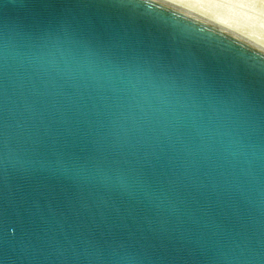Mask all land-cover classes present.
<instances>
[{
    "label": "water",
    "instance_id": "95a60500",
    "mask_svg": "<svg viewBox=\"0 0 264 264\" xmlns=\"http://www.w3.org/2000/svg\"><path fill=\"white\" fill-rule=\"evenodd\" d=\"M30 45L75 50L100 71L81 80L22 64ZM262 77L264 49L162 0L127 16L104 0H0L8 111L34 129L0 148V264H65L64 237L126 247L141 264H215L236 245L258 248ZM137 93L153 106L123 130L111 101Z\"/></svg>",
    "mask_w": 264,
    "mask_h": 264
},
{
    "label": "snow or ice",
    "instance_id": "6c2138e0",
    "mask_svg": "<svg viewBox=\"0 0 264 264\" xmlns=\"http://www.w3.org/2000/svg\"><path fill=\"white\" fill-rule=\"evenodd\" d=\"M104 3L118 15L127 16L133 10L145 9L149 0H104ZM16 55L22 64L38 61L53 65L58 72L75 73L81 80L100 71L98 67L81 63L75 50L68 52L55 46L51 48L46 45L24 46L18 49ZM160 55L162 58L174 57L177 63L182 59L180 53H170L166 49H162ZM57 86L63 89L65 95L73 94L74 85L64 82L59 75ZM131 88L136 89V85H131ZM10 103V86L6 79H0V148H6L15 139L30 137L34 134L33 127L26 123L24 117L13 118V114L8 111ZM152 106V99L147 95L141 96L139 93L124 99L116 98L110 104L111 108L117 110L115 114L119 120V127L123 130L134 128ZM7 228V220L0 218V239L7 235ZM38 243L43 251H47L50 247L47 240H41ZM59 243L67 254L65 264H141L137 253L131 252L126 247H113L100 240L83 249L68 237L60 239ZM215 264H264V232L261 234L258 248L255 246L241 248L240 245H236L232 249L221 252Z\"/></svg>",
    "mask_w": 264,
    "mask_h": 264
},
{
    "label": "rangeland",
    "instance_id": "374dc122",
    "mask_svg": "<svg viewBox=\"0 0 264 264\" xmlns=\"http://www.w3.org/2000/svg\"><path fill=\"white\" fill-rule=\"evenodd\" d=\"M192 5H200L220 15L229 14L240 23L247 24L251 32L264 35V0H184Z\"/></svg>",
    "mask_w": 264,
    "mask_h": 264
},
{
    "label": "bare ground",
    "instance_id": "6f19581e",
    "mask_svg": "<svg viewBox=\"0 0 264 264\" xmlns=\"http://www.w3.org/2000/svg\"><path fill=\"white\" fill-rule=\"evenodd\" d=\"M184 10H187L201 18H204L224 29L244 38L254 45L264 49V35L260 32H251L247 24L240 23L237 19L231 18L229 14L220 15L217 11H211L200 5H192L184 0H162ZM264 11V10H263Z\"/></svg>",
    "mask_w": 264,
    "mask_h": 264
}]
</instances>
